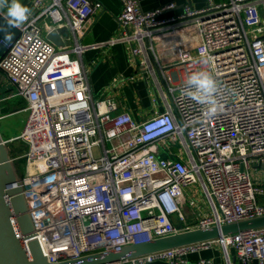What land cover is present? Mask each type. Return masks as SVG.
<instances>
[{"label": "built area", "instance_id": "built-area-1", "mask_svg": "<svg viewBox=\"0 0 264 264\" xmlns=\"http://www.w3.org/2000/svg\"><path fill=\"white\" fill-rule=\"evenodd\" d=\"M118 1L117 33L83 45L98 2L25 0L29 18L0 58L3 99L19 96L27 111L9 141L25 146L21 193L49 263L264 214V186L249 176L264 160V0H205L173 16L165 12L175 3L144 10L139 0ZM182 25L193 30L192 52L180 53L183 73L167 87L163 111L137 122L120 110L108 93L134 75L112 77L93 98L81 63L86 48L122 44L130 64L152 76L153 38ZM52 29L73 39L57 48L45 38ZM193 72L213 78L211 102L188 94L196 91L187 83ZM215 244L225 264L230 250L237 264H263L264 227L108 264H185Z\"/></svg>", "mask_w": 264, "mask_h": 264}, {"label": "crops", "instance_id": "crops-1", "mask_svg": "<svg viewBox=\"0 0 264 264\" xmlns=\"http://www.w3.org/2000/svg\"><path fill=\"white\" fill-rule=\"evenodd\" d=\"M92 1L98 2L101 9L94 11L83 35L79 38L83 45L103 42V40L113 37L117 33L115 16L120 12V2L118 0ZM20 2L27 6L25 0H20ZM168 3H175V7L165 12V16H173L181 12L183 4L197 9L205 5V0H139L141 8L144 10ZM0 13L6 17V7L0 8ZM55 38L57 39L55 40L57 48L66 46L73 39L67 29L57 31ZM194 38L193 30L191 31L185 25L174 27V29L166 32L156 33L152 41L154 54L150 57V66L154 71L152 76L143 71L144 65L130 64L128 54L122 44H116L109 48H86L82 54L81 63L83 67L88 68L89 88L93 98H98L101 95L102 88L112 77L121 73L128 76L134 75L133 80L122 83L108 93L118 103L120 110L127 111L131 118L137 122L151 115L154 110L163 111L164 103L170 101V93L167 87L175 86L183 73L176 62L179 60L183 49L187 48L192 52V48L189 46L194 42ZM13 137L15 136L3 139L7 143L11 142L9 139ZM20 154L17 151L9 156L12 161L21 160ZM160 154L166 157L165 153L160 152ZM249 176L253 182L264 186V160L261 163L251 165ZM230 258L231 264H237L232 250H230ZM198 259H207L209 264H225L222 248L217 244L208 249L189 254L185 264H198ZM145 264H166V262L156 260Z\"/></svg>", "mask_w": 264, "mask_h": 264}, {"label": "water", "instance_id": "water-1", "mask_svg": "<svg viewBox=\"0 0 264 264\" xmlns=\"http://www.w3.org/2000/svg\"><path fill=\"white\" fill-rule=\"evenodd\" d=\"M6 33L12 34L11 40L5 39ZM56 33L57 30L52 29L45 36L55 46ZM17 34L18 28L9 27L5 16L0 13V58L13 43ZM3 79L4 75L0 72V84ZM16 111L19 109H8L6 105H2L0 106V117ZM21 189L19 175L9 156L6 140L0 134V264H108L198 241L215 240V238L247 231L251 228L264 227V214L254 215L209 228L179 230V232L140 243L126 244L119 250L97 252L69 262L49 263L32 234L33 225Z\"/></svg>", "mask_w": 264, "mask_h": 264}, {"label": "clouds", "instance_id": "clouds-1", "mask_svg": "<svg viewBox=\"0 0 264 264\" xmlns=\"http://www.w3.org/2000/svg\"><path fill=\"white\" fill-rule=\"evenodd\" d=\"M6 7V21L9 27L19 28L24 24L30 14V9L23 5L20 0H0V8ZM12 34L6 33L5 39L11 40ZM187 83L195 87L196 91L188 94L192 99L201 103L211 102V97L215 91V82L210 74L206 72H193L189 75ZM215 112V109H211Z\"/></svg>", "mask_w": 264, "mask_h": 264}, {"label": "rangeland", "instance_id": "rangeland-1", "mask_svg": "<svg viewBox=\"0 0 264 264\" xmlns=\"http://www.w3.org/2000/svg\"><path fill=\"white\" fill-rule=\"evenodd\" d=\"M4 9V8H1ZM6 89L4 82L0 84V106L6 105L8 109H15L18 108L19 111H16L13 114H5L0 117V134L2 138L6 139L9 136H15L19 134L22 130L23 124L25 122L27 111L21 110L22 107L25 105L24 100L19 96H14L9 100H4L3 98L6 95ZM6 146L9 148V152H15L18 150L22 152L25 149L23 142L20 139H15L12 142H7ZM13 164L16 169V173L20 175L21 169L23 167L22 161L20 159H16L13 161Z\"/></svg>", "mask_w": 264, "mask_h": 264}, {"label": "trees", "instance_id": "trees-1", "mask_svg": "<svg viewBox=\"0 0 264 264\" xmlns=\"http://www.w3.org/2000/svg\"><path fill=\"white\" fill-rule=\"evenodd\" d=\"M24 150V149H23ZM18 150H16L15 152H12V154L9 152V155H13V154H15L16 152H17ZM21 152H19V154H20ZM21 161H22V159H21Z\"/></svg>", "mask_w": 264, "mask_h": 264}, {"label": "flooded vegetation", "instance_id": "flooded-vegetation-1", "mask_svg": "<svg viewBox=\"0 0 264 264\" xmlns=\"http://www.w3.org/2000/svg\"><path fill=\"white\" fill-rule=\"evenodd\" d=\"M8 114V113H7ZM11 115V114H10Z\"/></svg>", "mask_w": 264, "mask_h": 264}]
</instances>
